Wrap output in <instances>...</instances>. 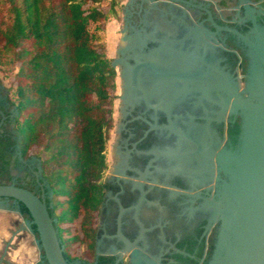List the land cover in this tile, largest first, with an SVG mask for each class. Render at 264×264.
Segmentation results:
<instances>
[{
    "label": "flooded vegetation",
    "instance_id": "flooded-vegetation-1",
    "mask_svg": "<svg viewBox=\"0 0 264 264\" xmlns=\"http://www.w3.org/2000/svg\"><path fill=\"white\" fill-rule=\"evenodd\" d=\"M252 18L264 26V0H128L121 7L93 255L69 264H209L223 225L221 215L213 219L241 146L232 93L241 96L252 64L240 37L250 36ZM15 117L0 85V158L8 161L0 185L43 194L46 204L51 190L39 159L21 156ZM20 205L0 198L18 229L37 239ZM39 250L29 264H47Z\"/></svg>",
    "mask_w": 264,
    "mask_h": 264
},
{
    "label": "trees",
    "instance_id": "trees-1",
    "mask_svg": "<svg viewBox=\"0 0 264 264\" xmlns=\"http://www.w3.org/2000/svg\"><path fill=\"white\" fill-rule=\"evenodd\" d=\"M104 1L0 0V68L14 72L11 105L21 156L40 161L52 192L47 210L67 262L93 255L107 167L115 71L104 31L119 17L121 0L106 7ZM7 166L0 158V181L8 179ZM20 213L31 220L22 204ZM73 247L85 249L74 256Z\"/></svg>",
    "mask_w": 264,
    "mask_h": 264
},
{
    "label": "water",
    "instance_id": "water-1",
    "mask_svg": "<svg viewBox=\"0 0 264 264\" xmlns=\"http://www.w3.org/2000/svg\"><path fill=\"white\" fill-rule=\"evenodd\" d=\"M252 24L249 37L240 35L252 59L246 86L241 96L232 93V108L240 111L243 119L241 146L238 154L230 157L233 168L226 201L213 219L215 222L221 215L223 225L209 264H264V26H257L253 18ZM0 198L13 199L28 211L31 221H26L25 227L29 232L31 225L35 227L36 244L47 264H69L43 194L38 197L13 184L0 185ZM23 231L25 228L16 230L6 247Z\"/></svg>",
    "mask_w": 264,
    "mask_h": 264
},
{
    "label": "rangeland",
    "instance_id": "rangeland-1",
    "mask_svg": "<svg viewBox=\"0 0 264 264\" xmlns=\"http://www.w3.org/2000/svg\"><path fill=\"white\" fill-rule=\"evenodd\" d=\"M110 0H105L102 4L103 7L107 6ZM126 0H121L120 7L124 5ZM120 13V11H119ZM113 22L114 19L111 17L105 24V45L106 53L108 58L111 56V51L113 47ZM13 71H4L0 68V84L5 90V94L8 100L14 104V87L12 85L13 81ZM108 143L106 142L105 151L107 149ZM18 173L17 171L13 172ZM20 225V220L13 213H8L5 209L0 208V257L2 255L3 249L6 243L11 238L12 233L18 229ZM73 255H80L82 252L81 247H73ZM40 255L39 247L36 244V239L27 232L18 233L7 249L5 256L2 260L4 264H29L36 259V256Z\"/></svg>",
    "mask_w": 264,
    "mask_h": 264
},
{
    "label": "crops",
    "instance_id": "crops-1",
    "mask_svg": "<svg viewBox=\"0 0 264 264\" xmlns=\"http://www.w3.org/2000/svg\"><path fill=\"white\" fill-rule=\"evenodd\" d=\"M127 1H128V0L125 1L124 5L126 4Z\"/></svg>",
    "mask_w": 264,
    "mask_h": 264
}]
</instances>
